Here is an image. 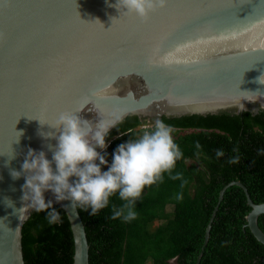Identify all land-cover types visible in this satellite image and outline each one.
<instances>
[{
  "label": "water",
  "instance_id": "water-1",
  "mask_svg": "<svg viewBox=\"0 0 264 264\" xmlns=\"http://www.w3.org/2000/svg\"><path fill=\"white\" fill-rule=\"evenodd\" d=\"M116 3L0 0V264H26L23 234L43 212L15 211L29 202L22 200L24 175L13 179L10 172H22L29 148L52 160L58 141L39 133L58 136L52 126L60 113L83 107L77 115L93 124L123 116L116 126L129 117L153 125L164 118L264 113V0H167L147 21ZM234 185L252 208L247 226L264 245V203H254L247 187L233 181L220 192L196 264ZM44 198L70 220L73 264H90L79 207L57 202L51 190Z\"/></svg>",
  "mask_w": 264,
  "mask_h": 264
},
{
  "label": "trees",
  "instance_id": "trees-1",
  "mask_svg": "<svg viewBox=\"0 0 264 264\" xmlns=\"http://www.w3.org/2000/svg\"><path fill=\"white\" fill-rule=\"evenodd\" d=\"M162 121L173 128L203 132L180 139L174 133L184 153L175 171L182 172L188 183L181 188L180 180H171L165 174L163 183L144 189L135 204L137 218L130 222L112 219L113 207L119 208L124 203L118 195L110 197L109 205L96 215H91L90 208L85 211L79 207L89 236L90 264H171L172 260L176 264H196L220 192L227 184L241 182L254 203H264V113ZM142 126L145 125H140L136 117H129L116 126L106 140L108 147L101 152L107 154L109 165L120 144L142 135ZM209 130H218L224 135L205 133ZM196 142L201 145L199 150ZM218 150L224 155L217 157ZM198 151H206V155L210 153L216 159V173L222 174L220 180L215 174L209 179L194 178L195 170L186 168L185 160L198 156ZM237 156V163L228 162ZM107 170V165L102 166V171ZM181 193L183 198L177 199ZM169 205L174 206L173 213L166 211ZM251 210L241 187L234 185L227 189L199 264H264V245L247 226ZM56 211L60 214L58 222L50 224L47 211H43L23 234L26 264H73L72 226L66 215ZM157 221L160 224L155 226ZM259 226L264 231V215L259 218Z\"/></svg>",
  "mask_w": 264,
  "mask_h": 264
},
{
  "label": "clouds",
  "instance_id": "clouds-1",
  "mask_svg": "<svg viewBox=\"0 0 264 264\" xmlns=\"http://www.w3.org/2000/svg\"><path fill=\"white\" fill-rule=\"evenodd\" d=\"M166 3L167 0H117L112 6L147 21L157 8L165 7ZM83 110L82 107L77 112L59 114L56 125H51L59 131L58 136L51 132L39 133L45 139L55 138L58 141L52 160L46 158L44 151L37 153L29 148L21 166L22 172L11 170L13 179L24 175L26 183L23 185L22 200L29 202L15 211L23 212L29 208L37 212L47 211V219L51 224L59 221L60 214L51 200L45 201L44 192L47 190L53 192L57 202L71 201L73 209L80 207L87 211L90 208L91 215L106 208L110 197L118 195L124 203L119 208L113 207L112 219L122 218L130 222L137 218L135 204L144 189L163 183L165 174L171 180H180L181 188L188 183L182 172L175 171L177 162L184 159V153L174 138L175 129L172 126L156 120L139 138L120 144L109 165L107 154L97 149L108 147L106 137L122 121L123 116L101 119L93 124L77 115ZM240 111H246L241 103ZM18 133L20 137L22 133ZM195 147L199 150L200 143L196 142ZM49 148L51 150L52 146L49 145ZM216 155L221 157L224 152L218 150ZM238 160L237 156L228 162L237 163ZM105 165L108 170L102 171ZM182 198V193L177 195V199ZM8 201L6 198L7 204Z\"/></svg>",
  "mask_w": 264,
  "mask_h": 264
},
{
  "label": "flooded vegetation",
  "instance_id": "flooded-vegetation-1",
  "mask_svg": "<svg viewBox=\"0 0 264 264\" xmlns=\"http://www.w3.org/2000/svg\"><path fill=\"white\" fill-rule=\"evenodd\" d=\"M148 125H151V124H148ZM174 129H175L174 133H175L176 139L190 137L193 135H199V134L203 133L200 129H193V128L192 129L191 128H188V129L174 128ZM205 133L210 134V135H212V134L224 135L222 132H220L218 130H216V131L215 130H209V131H206ZM213 152H214V150L212 151V154H213ZM185 164H186V168L188 170H193V171L195 170L196 171V172L194 171V173H195L194 178H197L200 176H205L206 179H209V178H212V176L214 174H215V177L217 179L222 177V174L216 173V170L218 168V167L216 168V164H217L216 159L210 153H209V155H206V151H204V152L198 151V156H196L194 158H187L185 160ZM212 168H214L215 172H213L214 170ZM218 180H220V179H218Z\"/></svg>",
  "mask_w": 264,
  "mask_h": 264
},
{
  "label": "rangeland",
  "instance_id": "rangeland-1",
  "mask_svg": "<svg viewBox=\"0 0 264 264\" xmlns=\"http://www.w3.org/2000/svg\"><path fill=\"white\" fill-rule=\"evenodd\" d=\"M174 210H175V208H174L173 205H169V206H167V208H166V211H167L168 213H173ZM158 224H160L159 221H157V222L155 223V226H157ZM171 264H176V263H175V260H174V261L172 260V261H171Z\"/></svg>",
  "mask_w": 264,
  "mask_h": 264
},
{
  "label": "built area",
  "instance_id": "built-area-1",
  "mask_svg": "<svg viewBox=\"0 0 264 264\" xmlns=\"http://www.w3.org/2000/svg\"><path fill=\"white\" fill-rule=\"evenodd\" d=\"M148 128H150L149 125H145V126H142V127H141L142 130H146V129H148Z\"/></svg>",
  "mask_w": 264,
  "mask_h": 264
}]
</instances>
